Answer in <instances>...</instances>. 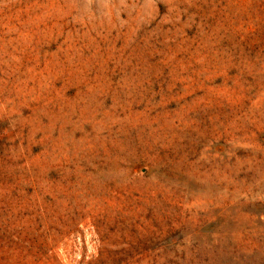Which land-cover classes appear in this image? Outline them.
Listing matches in <instances>:
<instances>
[{
	"label": "rangeland",
	"instance_id": "rangeland-1",
	"mask_svg": "<svg viewBox=\"0 0 264 264\" xmlns=\"http://www.w3.org/2000/svg\"><path fill=\"white\" fill-rule=\"evenodd\" d=\"M0 264H264V0H0Z\"/></svg>",
	"mask_w": 264,
	"mask_h": 264
}]
</instances>
